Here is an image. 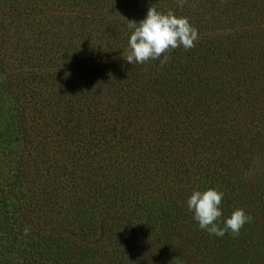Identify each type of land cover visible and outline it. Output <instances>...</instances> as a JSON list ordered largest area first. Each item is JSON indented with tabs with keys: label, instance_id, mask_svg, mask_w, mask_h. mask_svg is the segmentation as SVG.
Masks as SVG:
<instances>
[{
	"label": "trees",
	"instance_id": "obj_1",
	"mask_svg": "<svg viewBox=\"0 0 264 264\" xmlns=\"http://www.w3.org/2000/svg\"><path fill=\"white\" fill-rule=\"evenodd\" d=\"M153 6L199 39L131 65L128 21ZM0 18L29 37L0 54L22 123L16 181L0 177V264H176L169 236L209 239L193 190L236 194L264 222V171L244 187L236 174L264 167V0H0ZM219 239L221 257L232 235Z\"/></svg>",
	"mask_w": 264,
	"mask_h": 264
},
{
	"label": "rangeland",
	"instance_id": "obj_2",
	"mask_svg": "<svg viewBox=\"0 0 264 264\" xmlns=\"http://www.w3.org/2000/svg\"><path fill=\"white\" fill-rule=\"evenodd\" d=\"M3 24L7 35H0V54L8 59V57H17L18 52L22 53L25 49V44L28 40V35L21 32L20 26L14 27L10 21H7L0 18V25ZM19 23V22H17ZM16 24V23H15ZM17 25V24H16ZM26 29V27H23ZM10 37L12 39H10ZM26 39V40H25ZM29 45V43H28ZM18 51V52H17ZM22 51V52H21ZM36 57V55H35ZM11 59L6 62L7 64ZM165 72L155 73L156 75H162ZM5 76L0 72V177L8 180L12 183H15L16 177L18 175V162L19 156L21 155L22 144L19 142L20 132L22 130L21 120L18 118V114L14 111L17 108V103L15 99L8 93L4 88L5 86ZM32 118V117H31ZM30 131L35 135L38 133L36 126L32 123L30 126ZM264 127V121L261 118H256L253 128L255 130H260ZM261 131V130H260ZM197 138V137H196ZM198 142L195 141L197 145ZM186 149H184L185 151ZM254 166L258 167L259 175H257L256 170L252 168L244 169L243 167L237 169L236 174L242 180L239 183L240 187L248 186L251 181V184H259L258 181L262 182L261 173L264 171V167L261 162H254ZM192 174L197 171L193 168ZM195 180H199L198 177H193ZM204 182V181H203ZM261 185V184H260ZM210 185L205 186L208 188ZM264 186V183L263 185ZM24 192H27L25 187H20ZM205 188V189H206ZM234 195V194H233ZM233 195H224L222 207L225 212V216H229L234 209H243L248 215L252 217V221L246 224L240 231V234L237 236L232 235V241L223 242L224 245H230L227 252L224 256L219 257V254L214 255L216 252H213L211 255V250H216L215 245L220 239L209 236V239L206 237L203 240H198L191 246V243L185 244L180 239L171 238V243H169L171 250H178L182 255V259L178 260L176 264H186V260L190 261L192 264H250L249 257L252 258L253 264H264V222L261 220V217L257 216V211L251 206H248V200L240 201V197L236 194ZM158 197V196H157ZM239 199V200H238ZM255 200H258L255 199ZM247 203V204H246ZM259 203V202H258ZM257 205V203H255ZM156 208V206L154 207ZM157 208H160L158 206ZM162 211H165L163 208ZM167 211V210H166ZM172 213V212H171ZM156 214V213H154ZM153 214V215H154ZM174 224H172L173 226ZM170 233V232H167ZM234 244H241L234 246ZM234 246V247H233ZM240 248V251H235ZM209 250V251H208ZM252 253H248V252ZM220 259L219 262L216 261ZM191 260H196L195 262Z\"/></svg>",
	"mask_w": 264,
	"mask_h": 264
},
{
	"label": "clouds",
	"instance_id": "obj_3",
	"mask_svg": "<svg viewBox=\"0 0 264 264\" xmlns=\"http://www.w3.org/2000/svg\"><path fill=\"white\" fill-rule=\"evenodd\" d=\"M178 3L182 6L183 0H178ZM128 22L131 34L125 60L131 65L156 60L161 64L167 63L171 50L179 47L191 49L199 39L198 30L190 24L187 17L177 16L172 11L164 13L154 6L148 9L141 21ZM223 197L222 191L208 188L203 191L193 190L186 201L187 210L192 213L199 228L216 238H222L226 234L237 236L252 221V217L239 208L225 217Z\"/></svg>",
	"mask_w": 264,
	"mask_h": 264
}]
</instances>
